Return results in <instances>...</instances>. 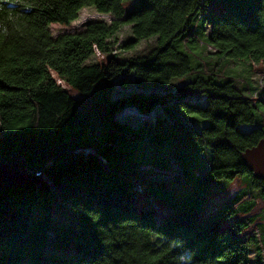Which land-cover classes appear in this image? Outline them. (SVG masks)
<instances>
[{"label": "trees", "instance_id": "1", "mask_svg": "<svg viewBox=\"0 0 264 264\" xmlns=\"http://www.w3.org/2000/svg\"><path fill=\"white\" fill-rule=\"evenodd\" d=\"M84 7L112 19L52 37ZM231 63H264V0H0V157L30 170L0 193V264H251L252 248L264 264V181L241 157L264 139V89L246 81V97ZM127 107L135 123L116 117ZM143 165L191 189L135 181Z\"/></svg>", "mask_w": 264, "mask_h": 264}, {"label": "rangeland", "instance_id": "2", "mask_svg": "<svg viewBox=\"0 0 264 264\" xmlns=\"http://www.w3.org/2000/svg\"><path fill=\"white\" fill-rule=\"evenodd\" d=\"M130 2L133 0H129ZM130 4V3H129ZM105 20V21H110L112 17L110 15H105V14H99L94 11V8L92 7H84L82 8L79 13H78V18L74 21H71L67 25H63L60 23H51L49 25V31L52 35V37H56L60 34L64 33H76L79 31L84 30L86 24L91 21L95 20ZM129 39H131V34H130V28L128 25H125L122 27L119 36H118V43L123 44L127 42ZM154 45V38H149L147 40H143L136 44L133 48H124L121 47L116 50V56L119 59H126L134 55H139V54H145L147 53L152 46ZM212 48L209 46L207 48H204L200 45H197V48L195 49V52L198 53V55L205 57L209 51H211ZM114 53V51L109 52V53H95L93 54L90 58H88L85 63H93V62H100L105 60L109 55ZM230 69L228 70V73H233L235 72L234 77L235 79V85L239 87L241 90L244 91L245 96H248L249 90L245 87L244 84H246V81L251 85L250 90L253 91L255 87L257 90L261 93L264 89V63L260 64H254L252 69L250 70L246 66H241L239 64L231 63L230 64ZM233 68V71H232ZM243 85V87L241 86ZM133 87L131 88H123L119 85V83H116L114 86L113 90V95H123L126 93H129ZM141 114L134 108L132 107H127L121 110L120 112L117 113L116 117L118 119H122L125 121H131L135 123L137 118H141ZM256 119H259L258 113L256 112ZM135 121V122H134ZM238 129L240 131H249L251 130L252 126L250 124H239ZM208 154V151H206ZM203 164V161L200 163H197L196 165V170L201 167ZM202 168V167H201ZM132 177L134 178L135 181H140V180H153V179H159L163 181H169L175 184L177 189H191V186L184 184L182 181V177L180 175L179 171H169V170H164V169H158L155 168L151 165H143L136 171L132 173ZM242 180H234V181H227V180H221L220 181V186L223 189V192H229L234 189H236L238 186L243 185ZM246 187H249L246 186ZM226 190H225V189ZM160 210L161 214H163L166 211V208L163 207L162 204H160ZM63 217L67 218L70 216L69 212L64 208L63 210ZM164 211V212H163ZM264 226V222H263ZM255 229L253 227L248 226L243 230V233L245 236H251ZM262 235H264V227H262ZM250 259H251V264H259L258 262V257H257V252L255 248L251 249L250 252Z\"/></svg>", "mask_w": 264, "mask_h": 264}, {"label": "water", "instance_id": "3", "mask_svg": "<svg viewBox=\"0 0 264 264\" xmlns=\"http://www.w3.org/2000/svg\"><path fill=\"white\" fill-rule=\"evenodd\" d=\"M242 162L255 179L264 181V139L242 153ZM30 170L16 152L0 157V193L25 182Z\"/></svg>", "mask_w": 264, "mask_h": 264}]
</instances>
